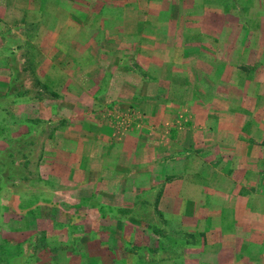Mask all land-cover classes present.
I'll use <instances>...</instances> for the list:
<instances>
[{"label":"rangeland","instance_id":"1","mask_svg":"<svg viewBox=\"0 0 264 264\" xmlns=\"http://www.w3.org/2000/svg\"><path fill=\"white\" fill-rule=\"evenodd\" d=\"M74 36L90 42L76 46L78 70L106 58L90 76L44 83L37 64L49 49L64 58ZM223 37L237 59L220 61L228 49L217 44L207 61L197 42ZM263 43L264 0H0V264H264L261 147L247 167L208 144L236 137L251 151ZM148 67L159 118L135 128ZM208 105L222 106L213 121ZM233 194L246 203L230 208Z\"/></svg>","mask_w":264,"mask_h":264},{"label":"crops","instance_id":"2","mask_svg":"<svg viewBox=\"0 0 264 264\" xmlns=\"http://www.w3.org/2000/svg\"><path fill=\"white\" fill-rule=\"evenodd\" d=\"M47 30L50 31L49 32V37H48L50 39L47 40V46L51 47V46L54 45L55 40L57 39V37L55 36L56 35L55 34L56 33L55 32L56 31V27L55 28L51 27V28H49ZM70 30L73 32V29H70ZM179 40L182 41V38L179 39ZM230 40H231L230 38H224V37L222 39H218V40L213 38V40L211 42V40L207 41L206 38H204L202 41L199 40V42H197V45L199 47L200 46L201 47L204 46L208 51L211 52L210 55H209V58L207 59V61H212L213 59L215 60L216 59L215 56L216 57L220 56L216 52H214V51H217L216 47H214V46H216L217 44H220V45H223V46L227 47L226 49H228L227 50L228 52L221 56L220 61H228L229 62V61H235L237 59L236 56L231 53L232 50H231ZM70 43H71L70 49L67 51L68 54H66V56L64 58H60L55 51H53L52 49H49V50H47L48 59H46L45 61L42 60V61H40V63L37 64L38 69L42 70V77H43V80H44L43 82L44 83L50 85L51 84L50 82L53 79H56V78H59V77H65V78L70 79L71 77L74 78L76 75L79 76V74L82 77L83 76L87 77L88 75L90 76V72L92 70L98 68V67H94V66H97V63L101 62L104 58H106V57H104L105 56L104 54L99 55L97 57L98 58L97 60H95V59H92V60L90 59L89 60L87 58H83V61L88 62L90 64L88 66L84 67L83 70H78V64H77V62H78V57H77L78 51L76 50V46H78V43H80V44L85 46V45H88V43H90V42H88V43L87 42H82L81 40H80V42H78V37L76 38V36H74L72 38V41H70ZM103 44H108V43L107 42H103V43H100L98 46L102 47ZM142 44L145 45V43H143V42H142ZM226 44L228 46H226ZM235 45L236 44L234 43L233 50H235V47H236ZM145 46H147L148 48L151 49V50H149L150 53H151V51H154V49H155V43L152 40H149ZM259 46L261 48H260V51H258V53L256 54V55H259L256 61L264 63V43L262 44V46L261 45H259ZM210 47H212V49H209ZM138 50H139V52L141 51L140 49H138ZM123 53H124V51H123ZM213 53L216 54V55H213ZM119 54H121L120 57H118L116 59V63H118V64L121 61V58L125 57V56H122V52H119ZM192 55H193V53H192ZM201 56H203V54L202 53H198V51H197V54H194L193 57L188 55L184 59L185 60H189V58L191 57L190 60L194 61V62L196 61V63H197L200 60H202V59H200ZM134 58H135V60H138L140 63H141V61H147L148 60V58L145 56L144 53H140L137 56L135 55ZM79 60L81 61V59H79ZM154 60H156V59H154ZM154 60H152V61H154ZM69 61H71V63H74V64H70V65L66 66L67 62L69 64ZM108 61H112V59L110 58ZM118 69L120 70V69H124V68L123 67H118ZM154 70L156 71V69H154ZM154 70H151L149 67H148V70H145V71H147L146 74L149 77H151V78H148L149 83L146 85L145 89L141 88V87H139V88L137 87L138 89H136L138 91V93H141V96L143 95L145 97V96L149 95V99L147 100L148 102H145L143 105L140 104V101L137 102L136 104H133L135 106L134 108L136 109L135 110L136 112H134V113H136L138 115L137 118H134L132 120V124H133V126L135 128H138L140 125H144V127H146L145 125H150V126L151 125H156V124H154L155 118L156 117L159 118L158 112H159L160 109L156 110V108H157L156 104L157 103L155 102V99L153 98L154 95H155V92H156V85L151 83V81L153 80V76H156V74L154 73ZM50 79H51V81H50ZM51 85H53V83ZM65 106L68 107L67 108L69 110L68 115H71V114L75 115L76 110L78 109L77 103L74 102V103H70V104H65ZM55 107H56V105H55ZM141 107H144V108L142 109ZM59 108L62 109L63 107H59ZM207 109L209 110L208 113H209L210 116H208L206 118V121H210V120L213 119V117H216L214 112L218 111L219 109H222V106L221 107L219 106L218 108H214L213 106H211L209 108V105H208ZM165 120H168V119H165ZM161 121H162V119H161ZM165 123L167 124L168 122L165 121ZM245 129H246V133H248V137H246V138L250 142V144H249V146L247 148L250 149L251 151H248V153H244L245 150L241 151L242 148L246 149V145L242 146V141H238L236 139V137H234V139H232L233 140L232 141L233 144L226 145V143H222L221 140L218 137H211L212 139H214V141H213L214 143H208V144H212L210 146L214 147L215 151H216V148H218L219 150L221 149L222 151L228 152L229 157H232L234 159H236L237 156L243 157L244 158V165L243 166L246 165L247 167H251L252 166V161H250L249 159L250 158L253 159L254 156H255V158L257 157V153H252L253 147H261V149L258 150V152L261 151L259 154H261V157H264V149H263L264 148V145H263V142H264L263 141L264 140V121L263 122L260 121L257 124H253V121L250 120V122H248L247 125L245 126ZM136 130H138V129H136ZM85 133L89 135V133L87 131ZM107 136H108V134H107ZM72 137H74V136H72ZM136 137H140V133L139 132H138V134H136ZM170 137H172V136H170ZM152 138L153 137H149V139H152ZM74 140H76V139H74ZM197 140H198V142H200L199 141V137L197 138ZM147 141L149 142V145H148L147 148L151 149L152 147H151L150 143H154V141L153 140H151V141L147 140ZM217 142H218V145H217ZM201 144H202L201 145L202 149L204 151L206 149L205 143H201ZM220 144H222L224 147L222 145H220ZM139 145L141 146L143 144L139 143ZM207 146H209V145H207ZM226 148H228V149H226ZM92 156H95V155H90V157H92ZM234 166H235V160H234ZM242 171H243V173H245V171L250 172L252 170L249 171L245 167V170L243 169ZM228 173H231V170H229ZM235 176H236V169H234V170L232 169V173L229 175V177H230L229 180H231V179L235 180ZM219 188H220V185L217 187V189H219ZM261 188L263 189L264 186H262ZM230 200H231L230 204H229L230 208L232 206L231 204H233V205L237 204L238 205L239 202L246 203V200L243 199L242 197H241V199H238L236 194H233L230 197ZM231 218H232L231 219L232 221H230V222L237 221V220H234L232 216H231ZM234 218H236V217H234ZM213 228H214L215 231H220V233H224V217L222 219V217H218L217 215L214 216L213 217ZM230 232H231V235H232L233 233H236V230L234 229V231H233L231 229ZM52 248L50 247L49 249H52ZM56 253H58V252H56ZM53 261L54 260L51 261L52 264H54ZM36 264H40V263L37 262ZM55 264H57L56 261H55Z\"/></svg>","mask_w":264,"mask_h":264}]
</instances>
